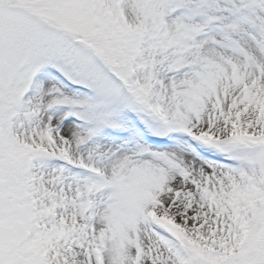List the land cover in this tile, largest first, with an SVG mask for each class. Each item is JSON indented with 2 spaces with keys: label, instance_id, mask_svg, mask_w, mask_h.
I'll return each mask as SVG.
<instances>
[{
  "label": "snow or ice",
  "instance_id": "1",
  "mask_svg": "<svg viewBox=\"0 0 264 264\" xmlns=\"http://www.w3.org/2000/svg\"><path fill=\"white\" fill-rule=\"evenodd\" d=\"M0 264H264V0H0Z\"/></svg>",
  "mask_w": 264,
  "mask_h": 264
}]
</instances>
